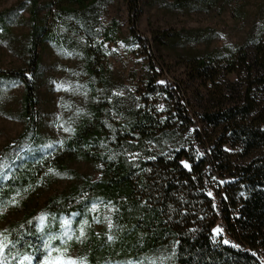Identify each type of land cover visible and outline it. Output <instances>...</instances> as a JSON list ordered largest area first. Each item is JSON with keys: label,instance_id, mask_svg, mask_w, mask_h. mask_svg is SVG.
<instances>
[{"label": "trees", "instance_id": "16d2710c", "mask_svg": "<svg viewBox=\"0 0 264 264\" xmlns=\"http://www.w3.org/2000/svg\"><path fill=\"white\" fill-rule=\"evenodd\" d=\"M140 1L126 0L131 35L142 44L154 75H163L150 42L137 31ZM103 2L53 0L51 5L70 30L92 45L98 40ZM29 11L28 68L0 71V81L25 86L19 114L24 129L0 151V209L39 186L45 171H69L77 181L68 192L46 201L47 220L25 219L10 227V240L23 239L9 246L12 256L5 264H41L49 251L55 257L73 246L80 248L87 264H262L264 34L253 44L252 56L244 46L229 56L214 53L194 61L199 78L207 76L215 83L216 75L224 72L243 74L244 79L243 92L231 101L224 87L216 86L219 103L201 114L202 129L171 86H158L172 100L167 117L146 98L139 106H125L117 97L111 100L113 85L97 42L93 49L85 48V54L87 69L97 80L94 89L99 86L101 91H92L95 101L67 138L51 140L36 128L34 80L41 68L39 39L47 31L38 23V0H32ZM15 12L17 8L0 13L2 29ZM129 152H140V158L132 159ZM68 161L94 164L102 175L96 180L93 174L68 169ZM102 207L113 209L112 223L97 231L102 219L97 209ZM70 220L67 238L64 224ZM85 225L83 237L80 230ZM217 226L222 229L220 237L213 232ZM49 236L55 238L45 249ZM225 239L230 243H223Z\"/></svg>", "mask_w": 264, "mask_h": 264}, {"label": "rangeland", "instance_id": "374dc122", "mask_svg": "<svg viewBox=\"0 0 264 264\" xmlns=\"http://www.w3.org/2000/svg\"><path fill=\"white\" fill-rule=\"evenodd\" d=\"M31 2L0 0V13L18 9V14L15 12L8 18L7 27H0V71L28 68L26 44L31 30ZM52 2L38 0V23L46 29L47 35L39 39L37 51L41 56V68L34 78L38 88L36 128L51 140L67 138L81 113L95 101L92 91H101L99 86L94 89L97 80L87 69L85 54V48L93 49L97 42L102 44V66L113 85L109 94L111 100L117 97L125 106H139L146 98L149 106L157 107L167 117L172 100L158 86H171L181 97L182 106L202 129L201 114L219 103L215 99L216 86L224 87L231 101L243 92L244 79L243 74L226 75L224 72L216 75L215 83L207 76L199 78L193 69L194 61L214 53L229 56L244 46L252 56L253 44L264 34V0H141L137 31L148 39L163 68V75L156 76L142 44L131 35L130 9L126 0H104L98 40L92 45L61 21ZM24 89L22 82L0 81V151L13 143L24 129L25 123L19 116ZM225 148L231 150L228 144ZM128 155L134 160L140 158V152H129ZM67 167L78 173L93 174L96 180L102 175L94 164L84 161H68ZM76 181L69 171H45L39 186L0 209V230H5L9 239L12 225L25 222V219L40 220L44 217L46 201L68 192ZM97 210L101 211L102 218L97 231L110 227L113 209L102 207ZM71 222L64 224L67 238L70 237ZM86 234L85 225L83 237ZM51 257L55 264H69L72 259L83 264L80 248L74 246L64 247L60 255ZM261 261L264 264V257Z\"/></svg>", "mask_w": 264, "mask_h": 264}, {"label": "snow or ice", "instance_id": "6c2138e0", "mask_svg": "<svg viewBox=\"0 0 264 264\" xmlns=\"http://www.w3.org/2000/svg\"><path fill=\"white\" fill-rule=\"evenodd\" d=\"M159 83H165L164 81H160ZM160 108H163V105L160 106ZM49 147L51 148L52 146L49 145ZM150 159H155V157H149ZM182 164H185L186 167H188V165L186 164V162L182 161ZM209 195L211 196L212 194L209 193ZM41 220H47V217H42ZM81 231V236L83 235V229L80 230ZM213 232L216 235H220L222 233V229L217 226V228L213 229ZM55 237L49 236L48 241H46L44 243V248L45 249H50V245H51V240L54 239ZM23 239V237L21 236L19 239L13 241L10 240L6 237L5 235V230H0V264H5L6 258L8 256H12V251L11 248L9 247L10 245H15V244H19L20 241ZM223 243L228 244L230 243V241L228 240H224ZM30 246V245H29ZM55 251L60 252V249H55ZM14 258V257H13ZM25 259L32 261L34 259V257L31 256H26ZM60 259V257H57V260ZM41 264H55V261L52 259L51 257V251L48 252V254H46L43 258V260L41 261ZM69 264H80V261L76 260V259H72ZM83 264H87L86 260L83 262Z\"/></svg>", "mask_w": 264, "mask_h": 264}]
</instances>
